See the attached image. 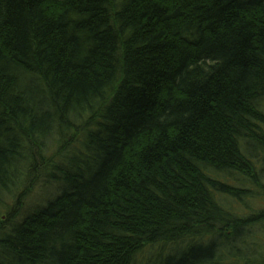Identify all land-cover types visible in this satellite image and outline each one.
Listing matches in <instances>:
<instances>
[{"label": "trees", "instance_id": "16d2710c", "mask_svg": "<svg viewBox=\"0 0 264 264\" xmlns=\"http://www.w3.org/2000/svg\"><path fill=\"white\" fill-rule=\"evenodd\" d=\"M263 237L264 0H0V264H264Z\"/></svg>", "mask_w": 264, "mask_h": 264}, {"label": "rangeland", "instance_id": "374dc122", "mask_svg": "<svg viewBox=\"0 0 264 264\" xmlns=\"http://www.w3.org/2000/svg\"><path fill=\"white\" fill-rule=\"evenodd\" d=\"M54 187L52 185H49L48 187H44V185H37L32 192H30L28 198H26L25 203V209L31 208L34 204L40 203L42 201H45L47 197L51 195L53 192ZM34 205V206H35ZM253 207L256 209L257 204L256 201L252 203ZM264 244V237L262 238L261 245Z\"/></svg>", "mask_w": 264, "mask_h": 264}, {"label": "bare ground", "instance_id": "6f19581e", "mask_svg": "<svg viewBox=\"0 0 264 264\" xmlns=\"http://www.w3.org/2000/svg\"><path fill=\"white\" fill-rule=\"evenodd\" d=\"M29 157H30V158H34L35 161L39 160L40 162H42V159H43V158H39V159H38V158H37V155H36L35 153H33V152H30V153H29ZM42 186H43V185H42ZM44 186H45V185H44ZM59 190H60V189H59L57 186H55V190H53V192L51 193V195H50L49 197H47L46 200H49V199L51 198V196L54 195V193L59 192ZM55 191H56V192H55ZM46 200H45V201H46ZM45 201H42V202H40V203H37L36 205L34 204L35 206L33 205V206L31 207V210H33V209L35 210V209H37L38 207H41V206L45 205V204H46Z\"/></svg>", "mask_w": 264, "mask_h": 264}]
</instances>
